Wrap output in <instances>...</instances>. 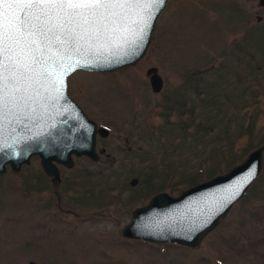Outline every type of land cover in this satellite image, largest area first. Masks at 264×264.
Instances as JSON below:
<instances>
[{"label":"rangeland","instance_id":"1","mask_svg":"<svg viewBox=\"0 0 264 264\" xmlns=\"http://www.w3.org/2000/svg\"><path fill=\"white\" fill-rule=\"evenodd\" d=\"M150 67L163 80L157 93ZM67 91L108 129L96 135L99 158L57 164L56 185L36 155L18 171L7 165L0 264H264V150L260 174L197 248L121 235L154 194L190 187L176 183L181 176L235 161L225 173L264 144L259 0H168L139 61L110 72L78 70Z\"/></svg>","mask_w":264,"mask_h":264},{"label":"water","instance_id":"2","mask_svg":"<svg viewBox=\"0 0 264 264\" xmlns=\"http://www.w3.org/2000/svg\"><path fill=\"white\" fill-rule=\"evenodd\" d=\"M167 2L163 0L162 5L152 10L155 18L150 21L151 27L144 32L139 47L127 56H113L110 52L113 45L101 36L93 42L89 55L73 56L71 61H65V66L71 63L72 68L65 71L63 77L60 73L64 69L60 64L49 61L46 67L50 75L39 78V84H33L40 95L34 96L29 107L19 116L14 118L5 112L0 118V174L6 171L7 165L18 171L36 155L44 173L56 182L60 180L57 164L70 168L73 156L98 160L96 135L105 136L108 129L97 127V123L69 95L67 78L78 70L110 72L134 65L147 50L156 20ZM259 3L264 5V0ZM29 7L15 0H0V20L7 25L11 18L20 17ZM31 11L36 12L38 8L31 7ZM45 55L56 57L58 54L52 49ZM146 74L152 92H159L163 80L157 69L150 67ZM263 150L264 144L250 151L241 163L227 172L194 184L176 196L164 191L154 194L147 204L132 211L131 220L122 227L121 235L151 243L197 248L260 174ZM29 264L41 263L30 261Z\"/></svg>","mask_w":264,"mask_h":264},{"label":"snow or ice","instance_id":"3","mask_svg":"<svg viewBox=\"0 0 264 264\" xmlns=\"http://www.w3.org/2000/svg\"><path fill=\"white\" fill-rule=\"evenodd\" d=\"M26 6L7 25L0 20V118L5 112L19 116L39 90L33 84L48 73L49 61L64 69L73 56L90 54L103 36L113 45V56L123 58L139 47L155 17L152 10L163 0H15ZM55 49L56 57L45 55ZM79 65V60L76 61ZM39 66V70H38ZM35 109H33L34 111Z\"/></svg>","mask_w":264,"mask_h":264},{"label":"trees","instance_id":"4","mask_svg":"<svg viewBox=\"0 0 264 264\" xmlns=\"http://www.w3.org/2000/svg\"><path fill=\"white\" fill-rule=\"evenodd\" d=\"M261 141L263 143L264 142V139L261 140ZM233 156H235V155L229 156L230 157L229 162L234 160V157ZM237 157H240V155H236V159H237ZM234 162L232 164H230V165H233ZM230 165L225 166L223 168V170H222L221 168H219V164L214 163L212 166H207L206 168L199 169L197 171H194L193 173H188L187 175L181 176V180L176 181V183H178L180 181H185L187 183L186 186H191V185H194V184H196L198 182H201V181H203L205 179H209V178H211L215 174H219L221 172H224ZM166 178L168 179L169 178V175ZM146 181L147 180H145V186L147 185V188H149V187H150L149 189L154 188V187H151V185L149 184V181L148 182H146ZM163 181L165 183H167L166 182L167 181L166 179H164ZM161 185L163 187L164 186V183L163 182L160 183L158 187H161ZM169 186L171 187V184ZM158 189L159 190H162V188H158ZM158 189H157V191H159ZM153 190L155 192V189H153Z\"/></svg>","mask_w":264,"mask_h":264},{"label":"flooded vegetation","instance_id":"5","mask_svg":"<svg viewBox=\"0 0 264 264\" xmlns=\"http://www.w3.org/2000/svg\"><path fill=\"white\" fill-rule=\"evenodd\" d=\"M97 126H98V124H97ZM45 175H46V174H45ZM46 176H47V177H49L48 175H46ZM49 178H50L51 182H52L54 185H56V184H57V182H58V181H56V182H53V181H52V177H49Z\"/></svg>","mask_w":264,"mask_h":264}]
</instances>
